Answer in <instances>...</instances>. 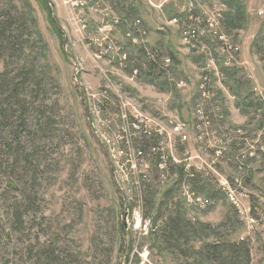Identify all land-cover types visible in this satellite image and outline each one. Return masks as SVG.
<instances>
[{"label": "rangeland", "instance_id": "1", "mask_svg": "<svg viewBox=\"0 0 264 264\" xmlns=\"http://www.w3.org/2000/svg\"><path fill=\"white\" fill-rule=\"evenodd\" d=\"M14 1L23 8L25 0ZM27 1L47 48L44 59L35 49L25 63L34 62L41 72L45 65L49 77L40 95L29 82L18 93V113H25L31 135L25 146L38 153L33 161L38 180L33 184L24 168L18 171L20 188L14 198L3 199L0 189V232L10 233L1 240L0 264H190L191 254L215 238L212 229L226 223L224 234L249 244L250 264H264V161L261 155L251 162L243 158L264 146V49L253 47L255 37L264 33V0H240L246 10L240 27L223 23L218 35L206 33L192 48L185 42L181 19H173L183 0H98L109 7L104 17L87 6L79 8L78 0ZM203 1V14L213 17V5L224 4V12L238 6L235 0ZM77 12L88 19L87 26ZM111 12L119 19L150 22L142 44L127 38L126 23L113 24ZM219 35L239 48L235 60H228L216 40ZM146 46L159 49L155 69L148 66L153 59ZM167 58L172 62L164 65ZM6 62L12 73L18 71L17 57L13 64L7 57ZM4 66L2 61L0 72ZM226 67L234 73L223 76ZM205 74L210 97L201 93ZM226 80L239 88L237 95ZM245 97L252 101L249 108ZM49 116L55 120L53 132L49 123L45 126ZM243 133V138L236 136ZM229 135L243 144L231 143ZM157 153L164 154L161 164ZM168 159L184 165L186 172L202 173L216 195L200 194L183 181L177 199L183 200L180 226L186 242L158 231L175 215L169 205L154 232L145 235L136 229L141 218L135 207L153 216L145 200L150 194L146 183L150 192L161 193L176 180L174 170L165 171ZM248 170L254 171L252 178ZM143 175L147 182L140 187ZM251 196L258 198L253 216ZM15 209L23 222L12 229L6 221ZM118 222L125 224L122 242L114 233Z\"/></svg>", "mask_w": 264, "mask_h": 264}, {"label": "trees", "instance_id": "2", "mask_svg": "<svg viewBox=\"0 0 264 264\" xmlns=\"http://www.w3.org/2000/svg\"><path fill=\"white\" fill-rule=\"evenodd\" d=\"M235 2L238 4V6H236L235 8H231L230 12L223 15L221 25L223 23H226L229 27H240V24L245 21V8H241V5L239 4L240 0H235ZM14 12H17L16 17H11L10 15H14ZM130 12L133 11L130 10ZM35 24L36 21L34 19L32 6L27 0L23 1V8L18 7L15 4L14 0H0V64L2 61L5 64L4 70L0 72V189L3 190V199L9 200L14 198V192L19 190L20 188L18 171L22 172V169L25 168V170H27V176L29 178L30 174L31 178H29V180L32 179L33 184H35L38 180L36 164H34L33 162L37 159L36 154L38 153L32 150H30L29 152L27 151V148L25 146V138H29L31 136L28 133V122L26 120L25 113H18V107L21 105L18 98V93L21 88L27 82H29L33 86V90L36 92V94L40 95L45 88L43 82H45L47 85V78L49 77V72L46 69L47 67H44L45 65H42V69L46 74L37 69L34 62L32 64L28 62L25 63L26 55H33L35 49L38 50V57H40L41 59H44L46 57L45 51L47 47L44 44L42 37L38 35V30L36 29ZM219 36V40H216L220 42V46L223 47L225 43ZM202 38H205V36H201L199 40H201ZM261 41L264 42V33L262 32H260L253 41V47H255L257 52H261L260 50L264 49V45L260 44ZM198 42L199 41L195 42L196 45ZM26 48H31V53L28 52ZM146 51L151 54L150 57L153 59V62L148 66L151 69H155L154 62L156 64L157 62H159V60L157 59L159 57V49L147 48ZM5 56L11 59L12 64L14 63L15 57L18 58L20 67L16 73H12L11 70H9L10 65L7 62L5 63ZM262 56H264V53ZM36 71L40 72L41 77L34 76V73ZM220 73L223 76H230L234 73V71L231 68L226 67V69H222ZM204 76L207 77V80L204 84V87L200 86L202 88L201 93L205 94L208 92V96L210 97V94L212 92L210 91L211 88H209L210 84L208 82V80L210 79L206 74ZM225 86L228 87V89L233 92L234 95L238 94L239 88L235 87L234 84L226 80ZM218 92L221 95L223 94L221 90H219ZM201 93L199 94L200 97L202 96ZM246 100L247 103H249L247 105V108H249L250 106H252V101L248 102V97H245V101ZM209 112L213 113L214 107H212ZM37 123L38 124H36V126L43 127V125L38 121ZM45 123V126H47V123H49V130L51 132L55 130V120L52 117L49 116L48 119L46 118ZM260 123V128L264 129V117L261 119ZM239 130L241 129L238 128L236 130V134H240L239 132H237ZM56 131H58V129H56ZM230 136L231 135H229L227 140L231 141V143H239L240 146L241 143L243 144V141L240 142L238 138L234 139L233 136ZM236 136L243 138L245 136V133H243L242 136ZM150 139H152L154 143H156V140L159 141V137L156 136H151ZM144 143V145L146 146L147 141H144ZM22 147L24 149H22ZM261 149L262 151L254 152L252 153L253 155H250V153H248L247 155H243V158L247 162H251L253 160H256V156L261 155V159L262 161H264V146L261 147ZM163 156L164 154L157 153L155 154V159H157V161L159 160L158 162L161 164ZM167 163L169 166L165 167V171L169 172L174 170L173 173L176 174V180L161 193H157L156 191L150 192L149 190L151 189V184H149L145 180L144 175L143 178L139 177L140 187H142V185H145V182H147L145 188L146 194L147 191L150 194L148 197L146 195L145 200L146 204L149 205L148 214H153V216L151 215L152 217H150L145 216L144 213L143 214L144 217L152 219L153 224L150 231L148 232L149 234L150 232L155 231V228L153 227L156 226V224L162 219L161 215L164 212V205L172 206L170 208H173L175 210L174 217L170 218L168 225H163V227L158 231L160 232V234L168 236V239H171L172 241L181 238L184 240V242H186L187 237H185L184 229L182 228V226H180L183 225V219H181V217L183 216V213L181 211L182 204H180L183 203V200L180 198L177 199L178 192L182 188L183 181H185L186 178V181L189 183V185H191V188H193L200 194L212 195L213 197L216 195L212 193V188L210 187L209 183L202 177V173L195 172L194 170L186 172L184 170L185 168L183 167L184 165L174 162L172 163V159H168ZM152 166L156 165L152 163ZM253 172L254 171L252 170H248L249 176L251 178L253 176ZM162 177L165 178L164 175ZM30 198L33 199L32 197ZM119 199L122 200L123 197L120 195ZM250 200L252 201V205H250V214L253 216L256 214V201H258V198L251 196ZM6 207H8L6 209V215L8 216L10 215V206L6 205ZM9 218L10 220L6 221V223H8V225L11 226L12 229L17 228L23 222L22 214L17 209L14 210ZM121 225L122 224L118 222L114 232L117 236V240L120 242H122V239L124 238L123 235L126 231L125 227L123 228V230L121 229ZM225 226H228L227 223L222 226H215L212 229V235H214L215 238L212 241L204 243L199 249H197V251H194L193 254H191L193 260L190 261V264L251 263V251L249 244L244 238L233 241L232 238L234 237L224 234L222 227ZM159 232H157L156 234L159 235ZM9 234L10 233L5 234L4 232H0V244L3 242L1 241L2 239H4L5 237H10ZM122 249L123 246L120 243L118 251H122ZM180 251L184 252L182 249H180Z\"/></svg>", "mask_w": 264, "mask_h": 264}, {"label": "built area", "instance_id": "3", "mask_svg": "<svg viewBox=\"0 0 264 264\" xmlns=\"http://www.w3.org/2000/svg\"><path fill=\"white\" fill-rule=\"evenodd\" d=\"M200 1V3H199ZM91 2L98 3V0H89L86 2H83L81 4L80 0L76 1V5L83 9L86 6L90 9H93L97 11L94 7H89V4ZM203 0H184V4L180 7V12L184 13L186 20L181 23V29L182 33L184 35L185 42L189 43L190 48L195 45L196 41H198L201 36H204L206 33H210L214 36L218 35V30L220 29V25L222 22V18L224 15L225 6L222 4V6H214L211 1H208L209 6L212 7L214 10V17L210 14H203L202 8H203ZM81 4V5H80ZM105 5V4H104ZM108 5L106 6V9H108ZM200 10V11H199ZM227 10V9H226ZM78 16H80L81 21H84V26L88 25V19L84 17L82 13H78ZM262 14V12H260ZM216 17V19H215ZM116 18V17H115ZM176 22H179L178 19H174ZM115 22L117 23L118 20L116 19ZM135 26V35L133 32H129L127 34V37L131 38L134 43H141V37H147L148 36V30L140 24V20H137L134 24ZM222 40H224V47L223 51H226L229 54V61L235 60V53L239 50L237 46H234L233 43H230L226 40V37L224 35L219 36ZM171 62L170 58H167L164 60L165 64H169ZM205 80H207V77H205ZM204 87V85H203ZM197 113L201 114L205 117L204 111L202 109H197ZM141 153V151H140ZM201 198H199L200 200ZM235 204H237V201L234 200ZM238 205V204H237ZM137 209L136 211H140V224L139 227L136 228L140 234L147 235L152 227V219L144 217L143 210L140 207H135L133 211ZM132 211V213H133ZM131 213V215H132ZM127 218H129V214H127Z\"/></svg>", "mask_w": 264, "mask_h": 264}, {"label": "crops", "instance_id": "4", "mask_svg": "<svg viewBox=\"0 0 264 264\" xmlns=\"http://www.w3.org/2000/svg\"><path fill=\"white\" fill-rule=\"evenodd\" d=\"M131 9H132V8H131ZM142 21H143V23H144L145 25H148V24L150 23L149 21H148L149 23H145L146 21H145L144 19H142ZM149 32H150V31H149ZM158 42H159V41H157V42H155V43L157 44ZM158 44H160V43H158ZM148 45H149V44H148Z\"/></svg>", "mask_w": 264, "mask_h": 264}, {"label": "water", "instance_id": "5", "mask_svg": "<svg viewBox=\"0 0 264 264\" xmlns=\"http://www.w3.org/2000/svg\"><path fill=\"white\" fill-rule=\"evenodd\" d=\"M64 42L66 43V37H64ZM68 56H70V55H68ZM70 58H72V57L70 56ZM123 228H124V225L122 224L121 229L123 230Z\"/></svg>", "mask_w": 264, "mask_h": 264}, {"label": "bare ground", "instance_id": "6", "mask_svg": "<svg viewBox=\"0 0 264 264\" xmlns=\"http://www.w3.org/2000/svg\"><path fill=\"white\" fill-rule=\"evenodd\" d=\"M140 24H141V21H140ZM143 39V38H142ZM219 58V57H218ZM212 59V58H211ZM221 62V61H220ZM221 67V66H220ZM227 74V73H226ZM233 84V83H232ZM252 94V93H251ZM263 104V103H262ZM259 123V122H258ZM196 126V125H195ZM131 201V200H130ZM134 207V206H133Z\"/></svg>", "mask_w": 264, "mask_h": 264}, {"label": "flooded vegetation", "instance_id": "7", "mask_svg": "<svg viewBox=\"0 0 264 264\" xmlns=\"http://www.w3.org/2000/svg\"><path fill=\"white\" fill-rule=\"evenodd\" d=\"M102 147V146H101ZM102 149L104 150V148L102 147Z\"/></svg>", "mask_w": 264, "mask_h": 264}]
</instances>
